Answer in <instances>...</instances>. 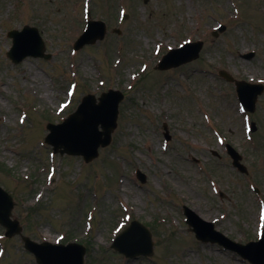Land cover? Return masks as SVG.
<instances>
[{"label":"rangeland","instance_id":"374dc122","mask_svg":"<svg viewBox=\"0 0 264 264\" xmlns=\"http://www.w3.org/2000/svg\"><path fill=\"white\" fill-rule=\"evenodd\" d=\"M83 1L0 0V185L15 200L13 214L22 233L37 241L63 234L61 241L84 244L86 264H244L217 245L196 240L180 206L214 219L233 239L255 238L259 201L264 200V160L262 166L252 162L264 156V97L251 143L242 136L232 86L214 72L222 68L237 78L264 81V0H89L91 16L104 20L109 32L101 42L74 52L71 44L84 25ZM119 2L128 13L124 20L118 18ZM24 23L39 28L50 59L9 62L6 31ZM216 23L226 28L213 37ZM185 38L205 41L196 60L150 70L167 45ZM253 48L255 59L239 58ZM141 63L148 72H141ZM71 81L76 83L72 104L58 117L52 110L65 99ZM131 82L136 83L128 89ZM109 86L125 91L110 145L87 164L78 156H48L50 147L40 143L45 121L59 122L84 93L98 95ZM25 108L27 119L19 123ZM203 110L212 123L203 120ZM237 124L239 135L230 134ZM163 125L171 137L168 145ZM210 127L226 141L245 146L247 176L231 168ZM50 160L55 173L47 184ZM135 169L145 173L144 183ZM121 206L130 220L149 225L152 256L125 259L108 247L124 217ZM0 247V264H35L20 237L4 238L1 227Z\"/></svg>","mask_w":264,"mask_h":264},{"label":"water","instance_id":"95a60500","mask_svg":"<svg viewBox=\"0 0 264 264\" xmlns=\"http://www.w3.org/2000/svg\"><path fill=\"white\" fill-rule=\"evenodd\" d=\"M22 33L15 36L17 45H19L20 42H22L23 40L24 34ZM37 49L38 45L35 44L31 47V49L25 52H21V56L27 53L36 54ZM197 50L198 47H195L190 53L188 52L180 54L176 57L175 63L182 62L192 57H195L197 54ZM119 99L120 97L118 95H114L112 99H110L111 101H109L110 108L106 106L102 109L103 118H97L93 123V125L101 123V126L103 128L102 133L104 134L103 137H100L101 133H94V128L91 129V127L87 128L86 126V129H84L83 131L82 126L84 125V123L80 122V119L82 118L80 114H82L83 112H81L80 114L72 115L71 119L66 123V126L60 128L64 136V140L61 144L64 147V150L60 151L79 153L84 155L86 159H90L91 157H93L95 155L96 148L99 145L106 144V142L108 141L109 133L114 126L116 104ZM89 101L90 100H88L87 102ZM86 103L81 105L80 108L87 105ZM105 104L106 102H104V105ZM10 208L11 203L9 199L2 191H0V222L8 227L9 234L11 235L14 231L17 232V230H15V225H13L7 219ZM189 223L194 226V231H196L197 236L201 239L221 240L220 236L212 233L209 229H207L208 227L203 226V224L194 217H191ZM134 231L138 233L142 242L141 245H125L124 241L127 240ZM25 246L26 248L35 253V255L37 256V260L40 264H82V253L80 251L69 252L67 249L68 247L58 248L51 246L47 243L36 245L34 243L28 242L26 239ZM69 247L71 248L75 246L72 245ZM114 247L127 255H136L139 253H149L151 250V243L149 241L148 233L136 224L131 226L119 237ZM244 252L253 263L264 264V237L259 243L255 244V249H253L252 251L246 250Z\"/></svg>","mask_w":264,"mask_h":264},{"label":"snow or ice","instance_id":"6c2138e0","mask_svg":"<svg viewBox=\"0 0 264 264\" xmlns=\"http://www.w3.org/2000/svg\"><path fill=\"white\" fill-rule=\"evenodd\" d=\"M261 219L264 220V215L261 216Z\"/></svg>","mask_w":264,"mask_h":264}]
</instances>
